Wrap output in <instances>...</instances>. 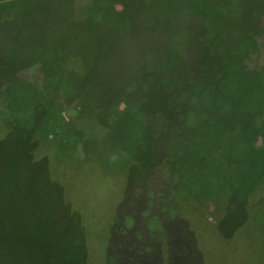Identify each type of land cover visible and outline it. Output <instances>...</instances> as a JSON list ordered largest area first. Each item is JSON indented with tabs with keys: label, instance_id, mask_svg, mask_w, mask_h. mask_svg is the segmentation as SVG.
<instances>
[{
	"label": "rangeland",
	"instance_id": "rangeland-1",
	"mask_svg": "<svg viewBox=\"0 0 264 264\" xmlns=\"http://www.w3.org/2000/svg\"><path fill=\"white\" fill-rule=\"evenodd\" d=\"M0 264H264V0H0Z\"/></svg>",
	"mask_w": 264,
	"mask_h": 264
}]
</instances>
